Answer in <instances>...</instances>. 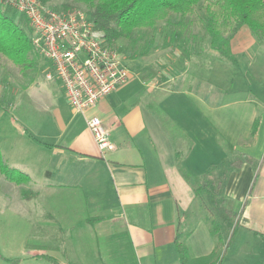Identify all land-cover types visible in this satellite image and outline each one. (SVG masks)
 Masks as SVG:
<instances>
[{
  "label": "crops",
  "instance_id": "1",
  "mask_svg": "<svg viewBox=\"0 0 264 264\" xmlns=\"http://www.w3.org/2000/svg\"><path fill=\"white\" fill-rule=\"evenodd\" d=\"M170 54V63L157 50L142 67L127 68L128 81L83 112L71 109L61 89L63 102L51 105L49 117L27 118L33 146L43 147L35 151L46 159L38 180L24 171L31 200L71 230L75 246L91 236L95 253L88 262L80 249L79 264H181L177 235L188 264H264V141L256 147L259 137H252L264 100L228 99L227 87L205 80L180 85L177 71L163 70L180 56ZM93 116L109 132L112 149L103 154L87 127ZM237 159L243 163L231 169ZM211 170L226 173L223 207L230 212L218 214V261L208 258L215 238L201 206L214 202L195 191V180Z\"/></svg>",
  "mask_w": 264,
  "mask_h": 264
},
{
  "label": "rangeland",
  "instance_id": "2",
  "mask_svg": "<svg viewBox=\"0 0 264 264\" xmlns=\"http://www.w3.org/2000/svg\"><path fill=\"white\" fill-rule=\"evenodd\" d=\"M63 4L70 5L72 0H53L48 6L58 9ZM80 10H83L81 6ZM4 12L16 24L23 25L26 22L23 15L11 7L4 8ZM189 21L191 26L187 27L186 33L188 32V45L192 50L188 56L184 53L183 55L174 45L161 53L164 48L159 36L161 32L172 29L161 25L157 29L154 47L144 57L125 61L126 67L132 71L136 70L135 67H142L145 59L157 50L160 55L156 58H161L163 64L170 63L165 54L171 56L170 52L175 51L180 54L177 61L175 64H166L163 70L168 68L177 71L180 85L186 86L193 81L201 83L205 80L211 85L227 87L228 99L256 97L264 100V39L254 36L245 26L239 28L234 33L235 35L239 32L235 38L232 36L234 40L230 39L232 54L236 59V63L231 64L209 48L198 16H192ZM144 34L146 37L148 33ZM147 37L135 50H140ZM235 41L239 46H235L234 50ZM115 47L120 52L119 48L126 49L128 43L120 41ZM38 63H44L40 56ZM155 66L160 67L159 64ZM49 73L53 77L52 69L46 66L39 78L26 86L27 78L19 69L0 57V155L9 166L20 167L22 172L29 173L33 180L40 178L46 159L44 154L35 151L43 147L37 144L33 146L35 133L32 134V129L28 128L27 118L32 120L35 117H49L54 111V108H50L51 105L57 104V100L63 102L61 84L55 79L47 80L46 75ZM142 78L146 83L153 82L151 77L142 75ZM214 93L217 96L216 90ZM255 121H258L255 133L256 137H259L256 147H260L264 141L262 108H258ZM254 136L252 134V137ZM29 169L33 170L32 173ZM210 173L214 175L216 171L211 170ZM29 188L28 181L21 185L15 184L0 174V264H79L77 252L80 249L82 250L79 253L84 255L80 258L86 257L90 262L91 253L94 254L96 249L91 236L87 237L83 244L75 246L71 230L61 229L56 225V219L45 217L42 203L31 200L34 190Z\"/></svg>",
  "mask_w": 264,
  "mask_h": 264
},
{
  "label": "trees",
  "instance_id": "3",
  "mask_svg": "<svg viewBox=\"0 0 264 264\" xmlns=\"http://www.w3.org/2000/svg\"><path fill=\"white\" fill-rule=\"evenodd\" d=\"M53 0H39L43 5H50ZM81 10L92 21L93 27L99 30L108 47H115L120 41L128 43L126 49H120L124 60L144 57L153 47L158 27L161 25L172 28L161 32L163 46L168 48L174 45L185 55L191 53L188 45L187 27L191 26L189 19L198 16L204 34L207 37L209 48L215 51L220 58L235 64L230 39L242 26L247 27L257 38L264 39V0H72V4H63L59 10ZM140 50L137 45L146 38ZM144 34V35H143ZM194 43V42H193ZM117 48V47H116ZM118 50V49H117ZM183 54V55H184ZM0 57L11 62L27 81L26 86L34 83L43 73L44 67L50 66L38 63L39 56L31 43V29L27 22L16 24L0 6ZM257 121L254 122L252 134L255 133ZM243 161L237 159L230 163L231 169L238 168ZM214 171V170H213ZM0 174L8 181L20 184L29 180L25 172L11 167L0 155ZM226 173L217 176L208 172L202 179L195 180V191L200 199L212 197L214 206L205 205L202 209L211 234L215 238V245L209 259L218 261L216 255L223 246L219 212L224 211L226 216L230 212L223 207V184ZM204 195V197H202ZM221 216V215H220ZM176 237V246L181 264L190 262L187 250ZM199 259L196 262H202Z\"/></svg>",
  "mask_w": 264,
  "mask_h": 264
},
{
  "label": "built area",
  "instance_id": "4",
  "mask_svg": "<svg viewBox=\"0 0 264 264\" xmlns=\"http://www.w3.org/2000/svg\"><path fill=\"white\" fill-rule=\"evenodd\" d=\"M3 8L21 13L31 29L35 52L49 62L53 77L61 84L74 112H83L124 85L129 71L116 47H108L99 30L81 10H59L39 0H0ZM93 139L103 154L112 149L109 132L97 116L87 121Z\"/></svg>",
  "mask_w": 264,
  "mask_h": 264
}]
</instances>
